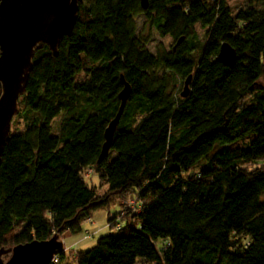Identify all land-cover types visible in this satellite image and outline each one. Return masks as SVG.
<instances>
[{
	"label": "trees",
	"instance_id": "obj_1",
	"mask_svg": "<svg viewBox=\"0 0 264 264\" xmlns=\"http://www.w3.org/2000/svg\"><path fill=\"white\" fill-rule=\"evenodd\" d=\"M148 1L83 0L58 56L37 51L16 116L25 129L2 155L0 248L79 234L94 213L139 196V214L108 217L122 230L51 264H264V41L253 37L264 0L236 14L226 0ZM151 30L172 49L151 53ZM224 43L231 65L218 60ZM190 75L187 97L171 91ZM122 76L132 94L102 156Z\"/></svg>",
	"mask_w": 264,
	"mask_h": 264
},
{
	"label": "water",
	"instance_id": "obj_2",
	"mask_svg": "<svg viewBox=\"0 0 264 264\" xmlns=\"http://www.w3.org/2000/svg\"><path fill=\"white\" fill-rule=\"evenodd\" d=\"M83 0H0V167L12 122L21 110L20 99L26 93L34 58L38 50L48 46L54 56L59 54L64 36H71L78 21ZM143 9L148 0H141ZM183 41L180 39L179 43ZM237 59L235 49L228 43L221 46L218 60L226 65ZM193 75L186 81L182 97L190 94ZM123 90L119 94L121 105L116 117L105 132L102 156L112 147L125 107L131 97L132 87L122 76ZM65 251L59 234L45 241L0 248V264H51L56 255Z\"/></svg>",
	"mask_w": 264,
	"mask_h": 264
},
{
	"label": "rangeland",
	"instance_id": "obj_3",
	"mask_svg": "<svg viewBox=\"0 0 264 264\" xmlns=\"http://www.w3.org/2000/svg\"><path fill=\"white\" fill-rule=\"evenodd\" d=\"M90 1L91 0H88V2H90ZM226 1L228 3V6L231 8V10L234 14H236L240 10H243V9L248 8L250 6H255V7H258L260 9L263 7L262 4L259 3L257 0H226ZM137 22H138V30L140 32H142L141 34L144 36V38L148 37L150 34L149 25H147L144 30L142 29L143 25L146 22V17L140 16L138 18ZM196 32H197L198 39L204 43L206 41L205 30L202 29L200 27V25H197L196 26ZM151 33H152V41L148 44V50L151 53L156 54L159 51V48L166 49L167 51H170L172 49V46L174 45V39L172 37H170V36L162 37L154 30H151ZM253 37L258 38L262 42L264 41V25H261L260 27H258L253 32ZM79 78L81 80H84L85 76L80 75ZM183 90H184V80L181 79V80L175 81L171 91L173 93H176L178 96H181ZM61 119L62 118H57L54 121L55 131H57V129L60 125ZM24 129H25V124H24L23 120L18 118V117L17 118L14 117L13 122H12L11 133L22 132V131H24ZM238 145H243V144L239 143ZM116 156H117V154L115 152H112L110 154V160H113ZM85 180L87 181V183L90 186H98L99 187V185H100V180H99L97 175H93L91 177H85ZM105 191H106V189H105ZM103 194H104L103 190L99 192V195H103ZM120 210H121V205L119 202H117V203L113 204L109 210L100 211L98 214H100L99 219L103 222L102 225H107L108 224V217L117 215L120 212ZM103 233H105V232H103ZM86 239H89L88 243L90 244V246H89L90 248L95 245L94 244L95 240H97V238L92 239V237H87ZM66 244L67 245L70 244L69 240H67ZM69 249H75L76 250L77 247L75 248V246H73V248H69ZM79 249L82 250L83 247L78 248V250ZM66 253H67V256L69 257L72 253V250H70L69 252H66Z\"/></svg>",
	"mask_w": 264,
	"mask_h": 264
},
{
	"label": "crops",
	"instance_id": "obj_4",
	"mask_svg": "<svg viewBox=\"0 0 264 264\" xmlns=\"http://www.w3.org/2000/svg\"><path fill=\"white\" fill-rule=\"evenodd\" d=\"M107 190V188H105ZM105 189L103 190L105 192ZM100 211L93 214L91 221H85L82 223V231L79 234H72L71 232H66L63 234L62 239L64 241L65 249L75 248L72 249V254L77 253L79 251L85 250L86 248H90V244L88 243L89 239L87 238V234H92V239H98L100 236L107 235L109 233V230L107 229V225H102L103 222L99 219L100 214H98ZM98 228V229H97ZM105 232V233H103ZM67 240H69L70 244L67 245ZM96 242V240H95ZM95 244V243H94ZM69 247V248H68ZM83 247L82 250H78V248ZM74 257V256H73Z\"/></svg>",
	"mask_w": 264,
	"mask_h": 264
},
{
	"label": "built area",
	"instance_id": "obj_5",
	"mask_svg": "<svg viewBox=\"0 0 264 264\" xmlns=\"http://www.w3.org/2000/svg\"><path fill=\"white\" fill-rule=\"evenodd\" d=\"M92 170H89L88 174H91ZM142 208V203L139 196H132L127 199L121 201V215H125L129 212L131 215L139 214ZM87 221H91V218ZM124 222L119 221L116 224H107V228L113 229L114 231H120L123 229ZM87 237H92V234L88 233ZM59 258L57 256L54 257L53 262H58Z\"/></svg>",
	"mask_w": 264,
	"mask_h": 264
}]
</instances>
